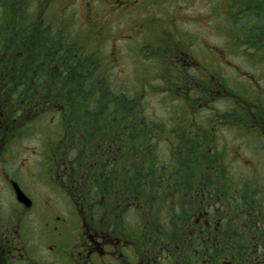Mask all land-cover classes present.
<instances>
[{
	"label": "flooded vegetation",
	"instance_id": "obj_1",
	"mask_svg": "<svg viewBox=\"0 0 264 264\" xmlns=\"http://www.w3.org/2000/svg\"><path fill=\"white\" fill-rule=\"evenodd\" d=\"M53 1L0 0V30H20L10 40L27 49L12 52L28 60L35 31H44L49 63L45 74L28 72L29 87L20 81L10 91L7 74L0 77V264H264V103L253 78L226 57V43H246L259 51L230 50L264 64L258 13L240 0H97L108 15L136 13L122 37L139 36L135 50L164 65L156 91L183 99L185 111L200 107L190 121L151 127L149 136L155 121L144 106L137 108L142 116L118 119L135 114L136 95L114 98L112 78L98 67L97 46L112 43L115 32L98 24L96 5L86 2L83 24H68L63 7L73 4L58 0L57 15ZM62 17L63 24L53 22ZM115 59L111 53L105 63ZM39 77L48 80L34 105ZM144 89L140 82L135 93ZM24 95L31 96L18 100ZM56 108L41 151L23 148L29 119ZM201 111L207 114L195 120ZM146 140L166 152L150 156Z\"/></svg>",
	"mask_w": 264,
	"mask_h": 264
},
{
	"label": "rangeland",
	"instance_id": "obj_2",
	"mask_svg": "<svg viewBox=\"0 0 264 264\" xmlns=\"http://www.w3.org/2000/svg\"><path fill=\"white\" fill-rule=\"evenodd\" d=\"M68 5L73 4V6H69V9L67 10L65 7H63L64 15L67 20L68 24H75L76 21H79L80 24H83L87 18L84 14V9L87 6L86 2L90 1L97 7V21L99 20V25H104L108 27L110 30H113L115 32V39H113V42H105L104 44L101 42L99 46H97V55H101L103 58L101 60L98 59V67L105 71L113 80L114 83V98H116L118 95L120 97H123V101H126V97H134L136 95V98H133V105H135V114L130 113L129 119H136L139 115L138 107L144 106L145 108V117L148 120L155 121L154 123L150 124L147 128L146 133L149 134V136L153 135L151 130L158 125V130H169L167 126H170L174 123H176L178 120H188L190 121L192 112H195L200 109L198 107L195 111H185L183 110V106L185 105V102L180 97H169L168 95L165 96L161 92L156 91L155 87L159 84H161V81L158 79L156 80V77L160 71L161 66V72L163 71V64L159 63H153L148 62L145 59V56L149 54V52L144 49L143 51L139 52L135 50L137 47H141L140 40L141 38L137 35H135L133 38H131V41H129L125 36L129 34L132 23L129 22L131 20H134L135 12H128L126 14H116L114 16L108 15L107 11L103 8V6L97 1V0H64ZM53 7L57 13V15H62L58 8V0H55L51 2L50 6ZM232 2H226V5H232ZM52 8V9H53ZM51 13V12H49ZM262 18V17H261ZM257 21V20H256ZM54 23H64V18L59 20H54ZM190 26V25H189ZM73 29V28H71ZM233 28L228 30V34L225 36V40L228 42V40H232L234 38L233 35ZM66 35L71 37L74 40L75 32L68 31L66 32ZM211 40H217V37L212 36ZM130 44H133V48ZM235 46V47H234ZM241 46L243 49H245V52H242V55H248L250 52L259 51V49H256L255 46L248 45L246 43H240L236 45H228L226 43V57L227 59L232 60L234 63L238 64L239 70L241 72H238L241 76H244L246 78L252 77L253 84L255 86V94L260 95L258 100L261 103H264V64L260 63L258 60L254 59V63L249 62L248 59H245L244 56H240L238 53L232 52L230 49H237L236 47ZM241 48V49H242ZM84 51V50H83ZM85 54H89L88 52H85ZM115 54V56L118 58V60L115 59L114 63H105V58ZM232 71H237L234 69V67H230L227 70V77L232 80H234V74ZM244 80L243 78H241ZM144 84V90L140 91L138 93H135L137 90V87L139 83ZM181 92L185 89H181ZM23 99V96H18V99ZM139 98V100H138ZM222 102H215L213 105H221ZM126 106V105H124ZM120 108L121 107L120 105ZM207 110H211L210 108H206ZM59 110L56 108L52 112L43 113L40 112V115L34 116V118L29 119V122L32 121L33 128L31 129H25L26 131L23 132L22 137V147H27L28 150L34 151L39 153L42 149V146L45 145V141H43L44 137L47 136L46 134L51 133L52 126L56 124V121L59 117ZM105 106H102L99 111H105ZM98 111V112H99ZM207 114L206 111H201L198 113H195L193 115V118L195 120H202L204 116ZM119 115V120H126L127 118H124L121 113ZM74 120V119H72ZM20 122H26V119L19 118ZM27 123V122H26ZM28 124V123H27ZM51 127V128H50ZM150 130V131H149ZM153 140H146V152L151 154L152 156L153 151L154 153H165V145L163 143H160L158 145L155 144ZM15 149V148H14ZM17 150H20V145H18Z\"/></svg>",
	"mask_w": 264,
	"mask_h": 264
},
{
	"label": "trees",
	"instance_id": "obj_3",
	"mask_svg": "<svg viewBox=\"0 0 264 264\" xmlns=\"http://www.w3.org/2000/svg\"><path fill=\"white\" fill-rule=\"evenodd\" d=\"M240 2H241V4L249 2V6L253 9V11H252L253 17H257V13H258V17H260V18L262 17L261 24L263 26H261L262 30L260 32V34L262 35L264 33V0H240ZM246 16L251 17L250 11L247 13ZM19 17L20 16L18 15V18ZM18 18H17V20L12 22V25L22 24V21L24 19H22V17H21L20 21H18ZM257 23H258V21H257ZM38 27H40L39 22H37V24L35 26V30L39 29ZM17 31H20V30L13 28V31L10 32V33H12V35H10L9 32L5 28L2 27L0 30V56L2 57L7 53L12 59V60H10L8 58L7 59L3 58L1 60V62H0V73H1L0 77H2L4 73L7 74V76H3V79H7L9 81V84L7 85V89L10 91L12 88L18 87V84H20V81L27 83V86L29 87V85H30L29 80L30 79L26 78L28 72L30 73L31 71H35V72H38V74H41V73L45 74V72H47L48 67H49V63L46 61V57H45L46 54H44V47L47 46V38H45L41 35L42 33H44V31H35L36 38H35V43H34V53L32 54V56H30V54H28L30 56V58L28 60H26V55L22 56L21 53H19V56H17L16 53L12 52L14 49H16L18 52H21V50L27 51L25 46H20V45H17V43H12V40H10L11 36L14 37L12 39H14V40L17 39L15 37V33ZM26 31H28V30H26ZM22 32L26 33L25 29H23ZM18 33H21V31L17 32V34ZM24 39H26L25 36H24ZM14 61H16L17 64ZM28 67H31L32 69H28ZM13 74H14V76L10 77V75H13ZM44 78H46V77H44ZM44 78H42V77L34 78V81L38 85L34 84L33 89L39 91L37 93L32 94V97L34 100V102H33L34 105H38L37 103L44 99V92L42 91L44 88V81H45ZM49 79L54 85L57 83V80L55 77L51 76ZM67 82H73V78H71L70 80H67ZM18 95H20V94H18ZM30 96L31 95H24V98L28 99ZM51 97H53L55 100L58 99L57 95L51 96ZM69 98H73V97L69 96ZM124 118H129V115L128 114L124 115ZM64 119L66 120L65 131H67L70 129V127H72V124H68L69 120H72V117H71V115H69V116L65 117Z\"/></svg>",
	"mask_w": 264,
	"mask_h": 264
}]
</instances>
